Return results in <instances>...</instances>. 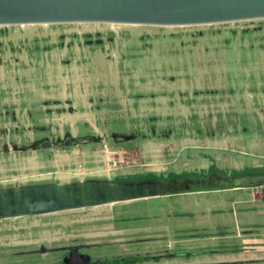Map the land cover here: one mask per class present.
Masks as SVG:
<instances>
[{
    "label": "rangeland",
    "instance_id": "rangeland-1",
    "mask_svg": "<svg viewBox=\"0 0 264 264\" xmlns=\"http://www.w3.org/2000/svg\"><path fill=\"white\" fill-rule=\"evenodd\" d=\"M211 164L264 171V18L0 25V188ZM70 250L92 264H264V183L0 218V264Z\"/></svg>",
    "mask_w": 264,
    "mask_h": 264
},
{
    "label": "water",
    "instance_id": "water-1",
    "mask_svg": "<svg viewBox=\"0 0 264 264\" xmlns=\"http://www.w3.org/2000/svg\"><path fill=\"white\" fill-rule=\"evenodd\" d=\"M264 18V0H0V25L113 23L159 26L213 24ZM89 177L56 186L50 182L0 188V218L56 212L84 206L193 190L252 186L262 169L231 171L213 164L207 173Z\"/></svg>",
    "mask_w": 264,
    "mask_h": 264
},
{
    "label": "flooded vegetation",
    "instance_id": "flooded-vegetation-1",
    "mask_svg": "<svg viewBox=\"0 0 264 264\" xmlns=\"http://www.w3.org/2000/svg\"><path fill=\"white\" fill-rule=\"evenodd\" d=\"M66 255H67L66 258H60L57 264H92L88 258H84L77 251L70 250L69 252H67ZM120 260L121 259H119V261ZM120 263L123 264L124 262L121 261ZM133 263L135 262H132V263L126 262L124 264H133Z\"/></svg>",
    "mask_w": 264,
    "mask_h": 264
},
{
    "label": "trees",
    "instance_id": "trees-1",
    "mask_svg": "<svg viewBox=\"0 0 264 264\" xmlns=\"http://www.w3.org/2000/svg\"><path fill=\"white\" fill-rule=\"evenodd\" d=\"M140 259L139 258H131V257H124L123 259H121L120 260V262L122 261V262H124V263H126V262H129V263H132V262H136V261H139ZM119 262V260H112L110 263L111 264H115V263H118ZM103 262H98L97 264H102ZM109 263V264H110Z\"/></svg>",
    "mask_w": 264,
    "mask_h": 264
},
{
    "label": "crops",
    "instance_id": "crops-1",
    "mask_svg": "<svg viewBox=\"0 0 264 264\" xmlns=\"http://www.w3.org/2000/svg\"><path fill=\"white\" fill-rule=\"evenodd\" d=\"M255 169H260V168H249V169H245L246 171H252V170H255ZM238 171H241V170H238ZM238 171H234V172H238ZM262 173L264 174V171L262 170ZM264 183V182H262ZM260 183V184H262Z\"/></svg>",
    "mask_w": 264,
    "mask_h": 264
}]
</instances>
